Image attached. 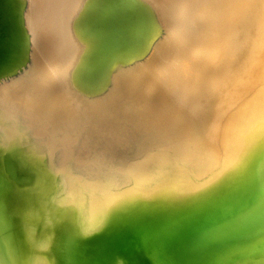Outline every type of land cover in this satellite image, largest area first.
<instances>
[{
	"label": "bare ground",
	"instance_id": "obj_1",
	"mask_svg": "<svg viewBox=\"0 0 264 264\" xmlns=\"http://www.w3.org/2000/svg\"><path fill=\"white\" fill-rule=\"evenodd\" d=\"M25 1L0 264H264V0Z\"/></svg>",
	"mask_w": 264,
	"mask_h": 264
},
{
	"label": "rangeland",
	"instance_id": "obj_2",
	"mask_svg": "<svg viewBox=\"0 0 264 264\" xmlns=\"http://www.w3.org/2000/svg\"><path fill=\"white\" fill-rule=\"evenodd\" d=\"M26 5L27 2L25 0H0V71H2L5 67L9 66V64L13 62V60L15 61L18 58L17 56H19L22 50L26 32L25 29L23 28L22 20H20V14L24 12ZM58 67L61 70L64 68V66L62 65H58ZM9 168L11 171V175H10L11 178L8 181L7 186L16 191V193L20 198V201L22 200L24 203L25 202L27 203L29 200L27 199L26 194H24L25 184H23V182L18 178V176L10 166ZM24 217L26 218L28 225L34 228L33 221L29 219L25 215V213H24ZM49 242L50 239H48L45 242V244L46 243L48 244ZM112 245L113 244L106 245L109 246L110 252L112 249L120 250V248L117 245H113V246ZM111 246L112 247L117 246L118 249L117 248L111 249ZM109 249L108 247L103 248L100 245H96L85 255L79 249H77V251H80L81 254H78L77 259L75 260L74 263L101 264V261L105 260L109 256L107 254L109 253L107 252L109 251ZM44 264H52V262L47 261Z\"/></svg>",
	"mask_w": 264,
	"mask_h": 264
}]
</instances>
